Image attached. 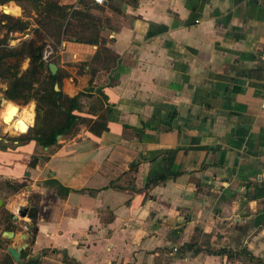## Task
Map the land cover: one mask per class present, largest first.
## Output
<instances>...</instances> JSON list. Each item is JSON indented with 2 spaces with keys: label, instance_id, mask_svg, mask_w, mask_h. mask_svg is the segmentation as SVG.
Wrapping results in <instances>:
<instances>
[{
  "label": "crops",
  "instance_id": "crops-1",
  "mask_svg": "<svg viewBox=\"0 0 264 264\" xmlns=\"http://www.w3.org/2000/svg\"><path fill=\"white\" fill-rule=\"evenodd\" d=\"M103 6L105 42L55 56L59 89L91 94L77 114L106 96L107 129L0 145V178L25 182L0 207H37L6 236L27 233L22 264H264V0Z\"/></svg>",
  "mask_w": 264,
  "mask_h": 264
},
{
  "label": "trees",
  "instance_id": "trees-1",
  "mask_svg": "<svg viewBox=\"0 0 264 264\" xmlns=\"http://www.w3.org/2000/svg\"><path fill=\"white\" fill-rule=\"evenodd\" d=\"M13 1L22 9V15L15 17L10 14L0 13V31L5 29V36L0 37V79L6 81L4 97L17 104L35 102L34 124L18 136H6L0 138V145L4 148H15L20 144L31 140L36 141L42 147L55 146L58 143V135L74 134L80 123L86 122L89 131L99 134L107 129L105 120L102 118L106 96L100 92L97 98L92 100L90 110L100 111L98 119L82 117L75 111L81 109V97L91 96L85 91H80L70 97L60 89L55 90V82L60 81V73H51L49 63H57L56 56L48 62L41 60V54L46 46L47 35L60 40H71L86 44H100L105 42L101 35L103 27V16L97 17L92 9H103V6L95 4L92 0H78L77 4H65L61 0H2L0 4ZM104 11V9H103ZM29 18L35 25L32 28V36L25 38L16 46H9L6 43L7 34L14 31H24L29 28ZM4 21V22H3ZM61 38V39H60ZM102 52L106 54L108 62L114 63L115 56L110 49L102 46ZM24 60H28L26 68H22ZM110 67V64L109 66ZM100 91V90H99ZM103 109V110H102ZM7 142H3V141ZM37 157L33 156L30 165H35ZM132 167V166H131ZM13 192L19 191L25 184L18 182H7ZM55 183L54 180L50 184ZM57 183V182H56ZM5 218L11 220L13 214L4 207ZM13 226H7L3 230L11 231ZM4 240L8 242V239ZM194 245L187 244V248ZM219 253H226L229 256L232 252L221 248ZM26 251H21L24 257ZM254 258V256H250ZM257 261H259L257 259ZM41 259L37 257L28 258L24 264H39ZM260 262V261H259ZM262 262V261H261ZM0 264H15L10 254L5 252L4 259Z\"/></svg>",
  "mask_w": 264,
  "mask_h": 264
},
{
  "label": "rangeland",
  "instance_id": "rangeland-1",
  "mask_svg": "<svg viewBox=\"0 0 264 264\" xmlns=\"http://www.w3.org/2000/svg\"><path fill=\"white\" fill-rule=\"evenodd\" d=\"M0 1H2V0H0ZM109 1H111V0H109ZM5 4H7V2L6 3H3V4H0V13L10 14V15L15 16V17H20L22 15V9L21 8H20L21 9V15H19V16L13 15L12 13L5 12L4 9L2 8V6L5 5ZM76 4H74V5H76ZM101 6H103V5H101ZM104 8H105V6H103V9ZM103 9L102 10L101 9H92V12L97 17L101 16V18H102L103 14H104ZM28 20H29V28H27L24 31H14V32H10V33L7 34L6 43L9 46H16L22 40H24L25 38H28V37L32 36V28H34V26H36V25H35V22L31 18H29ZM3 36H5V29L2 28L1 31H0V37H3ZM45 41H46V45L49 44V45H51L54 48L58 47L63 42L62 39L60 40V42H57L56 37L53 36V35H47L46 38H45ZM27 64H28V60H24L23 63H22V68L23 69L26 68L27 67ZM5 88H6V81L0 79V111H1V109L3 107V104H4V101H2V98L4 97L3 91H4ZM17 105H19L21 109L23 107L27 108V107H29V105H32V109H33V112H34V117L32 119V122L30 123L29 127L32 126L34 124V118H35V114H36V112H35V102L33 100H31L27 104H21V105L20 104H17ZM20 133L21 132H15V133L8 132L6 130V128H5L4 122L0 118V138H2V136L3 137H6V136H18ZM3 142H7V141H3ZM7 182L13 183V182H17V181H8V180L1 179L0 178V197L6 198V197H8L11 194L16 193V192H13V189L14 188H12ZM20 183H25V182L24 181L23 182L21 181ZM1 207H4V206H1ZM22 207L23 206L18 207L15 210L14 213L18 215V220H29L30 221V219H28L26 216H24V217H21L20 216L19 211H20V209ZM7 211H9V210H7ZM13 220L14 219L12 218V221ZM7 226H13L14 229L11 230V231H17L16 232L17 234L19 232H21L22 230H25V229H27V231L30 232L31 229H32V228H30V226H28V228H26V226H22V223H21V225L13 224L11 222V220H7L5 218V211L4 210H0V262H2V260L4 259V254L6 252V247L8 245H11V240L9 238H6V236L3 234V229H5V227H7ZM23 227H25V228H23ZM4 238L5 239H8V242H6L4 240ZM27 248L22 249V251H25Z\"/></svg>",
  "mask_w": 264,
  "mask_h": 264
},
{
  "label": "bare ground",
  "instance_id": "bare-ground-1",
  "mask_svg": "<svg viewBox=\"0 0 264 264\" xmlns=\"http://www.w3.org/2000/svg\"><path fill=\"white\" fill-rule=\"evenodd\" d=\"M3 9L7 13L12 12L9 6H4ZM33 117L32 105L21 109L19 105L11 101H4L0 111V118L5 124L6 130L11 133L26 131Z\"/></svg>",
  "mask_w": 264,
  "mask_h": 264
},
{
  "label": "water",
  "instance_id": "water-1",
  "mask_svg": "<svg viewBox=\"0 0 264 264\" xmlns=\"http://www.w3.org/2000/svg\"><path fill=\"white\" fill-rule=\"evenodd\" d=\"M49 69H50L51 73L54 74L57 71V65L55 63L51 62V63H49ZM54 89L59 90V85L57 82L54 84ZM2 101H7V99L5 97H3ZM59 137H60V135L57 136V138H59ZM19 214L21 216H27L30 220H33L37 217V207L29 206L27 208H23L22 210L19 211ZM16 217H17V215L14 214L13 218H16ZM3 234L7 237H11L14 235V232L13 231H3ZM21 238H23L25 240V242H23L21 244H11V245L7 246V252L10 254V256L13 259V261L15 262V264H22L23 261L21 259V250L28 246V240L29 239L27 237V233H22Z\"/></svg>",
  "mask_w": 264,
  "mask_h": 264
},
{
  "label": "built area",
  "instance_id": "built-area-1",
  "mask_svg": "<svg viewBox=\"0 0 264 264\" xmlns=\"http://www.w3.org/2000/svg\"><path fill=\"white\" fill-rule=\"evenodd\" d=\"M97 5H104L108 0H92ZM60 50V45L56 48L52 47L51 45L47 44L42 51L41 60L46 63L48 62L53 56L57 54ZM264 104V102H263ZM25 132V131H24ZM22 133V132H21Z\"/></svg>",
  "mask_w": 264,
  "mask_h": 264
}]
</instances>
